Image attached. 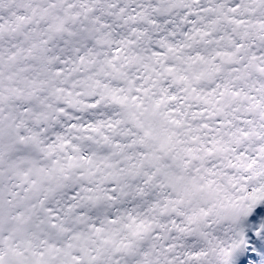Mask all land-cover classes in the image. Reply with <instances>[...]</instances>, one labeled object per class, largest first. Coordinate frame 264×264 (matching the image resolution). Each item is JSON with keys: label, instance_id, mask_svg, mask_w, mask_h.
Instances as JSON below:
<instances>
[{"label": "snow or ice", "instance_id": "snow-or-ice-1", "mask_svg": "<svg viewBox=\"0 0 264 264\" xmlns=\"http://www.w3.org/2000/svg\"><path fill=\"white\" fill-rule=\"evenodd\" d=\"M0 264H264V0H0Z\"/></svg>", "mask_w": 264, "mask_h": 264}]
</instances>
